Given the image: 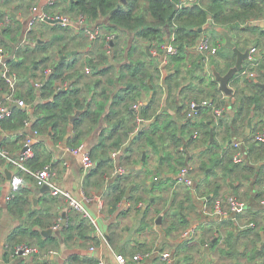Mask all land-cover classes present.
I'll use <instances>...</instances> for the list:
<instances>
[{
  "label": "crops",
  "instance_id": "1",
  "mask_svg": "<svg viewBox=\"0 0 264 264\" xmlns=\"http://www.w3.org/2000/svg\"><path fill=\"white\" fill-rule=\"evenodd\" d=\"M71 2V0H55L51 4L49 0H0V54L3 55L6 64L13 59L22 61L23 65L18 68L17 72H24V66H26L27 68L29 67V76H31L33 72L32 62L37 57V63L39 58L43 56L37 43L50 45L49 53L56 58V61L58 60L59 63L67 61L68 64L75 66L67 69L66 73L80 69L85 75L84 81L79 86L83 88L82 94L89 98L88 107L91 101H93V108L96 109L98 108V103L104 102L106 104L100 122L94 129L90 130L86 121L81 125L79 124L80 127L76 126L75 121H79L80 117L74 122L70 120L63 136L59 140H55L52 132L46 134L39 132L36 135L35 130L37 129L33 128V120L26 121L24 128L14 130H4L1 120L0 147L8 151L9 157L16 159L23 151L25 138L27 136H34L37 139L34 144V152L37 154L40 163L44 166L51 163L55 167L56 174L52 176V182L56 186L69 191L83 205L89 215L87 216L71 206L66 197L52 195L48 185L41 186L37 183L38 181L32 172L44 166L32 170L27 165V161L24 169L0 154V264H99L100 260H104L108 264H120L117 260V254H123L127 258H133L136 254H141L142 259L140 264H167L162 257V254L166 252L172 254L174 258L172 264H205L207 259H210V264H264V257L256 256L254 259H250L254 246L258 247L257 253L264 247V210L256 217L255 214L249 212V209L254 211L263 209L261 204L255 201L253 197L244 201L246 206L244 211L240 213L242 218L238 221V224H232L236 220V216L233 215L219 220L207 214L204 205L207 204L210 207L209 209H212V203H210L209 199H207V194H205L208 190L206 182L200 184L201 189L199 191H196L193 187L190 188V191L192 190L191 200L186 199L185 194L188 191L185 188L190 186L184 183L179 186L181 182L174 181L173 190L164 192L162 188L155 189L153 192L154 201L149 199V201H141L137 206H134L125 196L123 200L114 204L116 195L114 187L116 185V176L118 175L116 169L120 165L119 158L122 152L109 147L110 141L107 142L106 149H101L98 145L102 139L104 129L109 128L113 120L126 115L125 103L128 99L122 104L112 107L114 97H117L118 92L123 87V82H119L117 76L124 61L120 56H117V59L115 58L112 47L111 50L106 49V42L105 49L110 56L108 61L114 68L107 70L109 63H101L99 66H91L89 63L92 57L96 61L99 60L96 53L99 49V41H101L103 36L114 35V39L116 40V33H109L106 29L100 27L102 35L99 40L96 42L90 39L88 41L87 39L86 41L82 37H87V35L77 27L79 24L77 21L69 28H63L51 20H40L42 14L53 16L71 11V13L76 15H83L71 10ZM84 16L86 18L85 21L88 23L98 25L97 23L90 22L86 15ZM34 18L36 20L31 25L30 22ZM263 23L264 18L250 21L246 26L250 29L252 26H256V29L252 31H249L250 29L247 30L244 26L240 30L230 29L237 47L242 51L246 50L249 46L264 47ZM50 26H55L59 30L51 29ZM211 29V24L204 26L202 28V36L208 37L213 43L215 41L218 42L219 52L210 55L208 60H201L204 64V69L201 71L200 68H197L196 72H191V75H188V78H186V74L193 63L197 62V60L200 63V56L203 55L197 51V44L193 48H189L186 59L182 63V74L177 79L182 85L191 84L193 87L196 85L197 89H189V91L181 94L179 89L174 87L173 96L177 97L176 108L169 109V111L173 114L176 122L180 124L187 121L185 115L189 100L194 97L201 98L207 96L204 91L210 89L211 81H216L213 66L221 74H226L231 68L228 65L234 63L233 67L236 64L237 55L235 52L225 47V41L219 32L214 33ZM67 30L71 31L68 33L69 35L67 34ZM50 31L54 32L55 35L53 34V37L49 35ZM173 37H175V31L167 34L162 54L158 52L159 50L156 47H152L150 50V44L144 43L145 50L148 53L147 60L160 63L161 79L154 78L155 84H160V87L156 88L159 99L158 105H156L159 108L158 112L162 109H167L170 101H172V99L168 100L169 95L164 80L170 76L176 65V63L170 62V53H167L166 50V47L170 44L175 46ZM124 39L126 38L124 37ZM130 41H133V37ZM134 54L139 56L138 51H135ZM63 55L66 57L61 62ZM245 63L247 65V61ZM0 71L3 76V64H0ZM53 71V65L47 67L44 72L45 79ZM41 72V68L35 71L37 76L31 81L37 90H41L43 87H39L37 84L45 82V80L39 79ZM201 75L206 76V80H202ZM236 75L242 76L241 72ZM257 75L259 76L258 73ZM92 76L94 78L91 81L96 82V80H100L101 82L98 86L93 85V91L91 92L85 83L91 82L86 78ZM233 80L234 78L230 82L231 87L234 89V93L231 96L221 91L220 83L216 81L220 95H222L225 101L235 100L238 89L233 85ZM70 81H59L58 85L63 86V88L72 87ZM19 82L20 79H18L15 93L16 98H18V89L24 94L28 91V87H26L28 84L22 87ZM241 85L244 86L245 83L242 82ZM153 87L152 85L149 92L143 90L142 98H138L134 102L135 105L138 104V107L135 108L138 110V113L141 106L143 109L144 106L149 104L150 99L154 95ZM7 92H0V101L2 100L1 103L3 104H10ZM151 94L153 95L151 96ZM209 99L211 98L209 97ZM146 102L147 104H145ZM216 103L218 104V102ZM12 106L13 112L14 108H27L31 113L33 111L29 103H27L26 107H19L14 103H12ZM111 107L118 114L112 117L110 121L107 115ZM180 109L181 113L184 114V118L179 120ZM206 114L214 115V112L211 109L204 111L195 121L202 120ZM229 115L230 107L225 110L222 117L228 118ZM127 117L128 115L124 117L126 124H136V128H138L134 132L136 134L142 128L148 127L152 122V120L148 119H141L139 121L140 118L138 116L136 122L131 123V120ZM215 119L217 122L218 119L216 117ZM255 125V121H252L251 129L248 125V137L252 135L251 132ZM78 128L84 133L81 144L86 145L95 162V166L85 176L83 175L81 157L66 151V147L72 146L70 143H73L77 137ZM223 130L218 129L217 132L223 133ZM198 138L194 137V132L188 134L186 138L187 145H185L187 148L186 155L197 154L198 151L206 148L199 147V149H193L194 146L188 147V143L190 142L198 143ZM214 138H217L216 135ZM237 141H241V146H243L244 141L242 139ZM219 143L222 145L223 140L219 141ZM228 144H231V141ZM115 152L119 153L116 157L113 156ZM104 154L107 160L112 161V164L109 161H105ZM150 158L153 164L149 170H152L153 173H149V170L143 166L146 172L144 177L148 178V182L161 176V173L154 167L156 165L154 164L156 159L154 154L150 153ZM121 162L126 168V159H123ZM141 164H143V161ZM162 166L166 172H171L167 164L165 166L162 164ZM128 172L126 171L127 174ZM14 175L23 176L24 184L17 194L19 199L15 200L17 198L15 196L16 198L8 201L7 196L12 191L11 179ZM191 176L195 179L193 174ZM202 179H204L203 176ZM222 182L221 193H226L224 198L230 194L235 195L233 190L237 187L239 181L232 182L228 179L226 182L229 186L224 184V181ZM152 186L154 187V185ZM180 187H185L183 192L180 191L183 189H179ZM242 188H248V186L246 185ZM143 196H147V194ZM149 196L150 198L152 197L151 194ZM205 199L208 201H205ZM224 205L229 208V204L226 201ZM147 211L148 213H146ZM160 216L162 217L160 218ZM255 222H257V225ZM253 227L255 229L251 232L250 228ZM189 228L196 229L192 238H182L181 234ZM50 229L51 231L48 232ZM259 231L260 239L256 241V233ZM231 232L235 233L232 243L234 256L222 251L228 248L226 240ZM235 241L236 251L234 248ZM254 241H256V245ZM19 244L37 247L40 249V252L39 254L29 256H14V249Z\"/></svg>",
  "mask_w": 264,
  "mask_h": 264
},
{
  "label": "trees",
  "instance_id": "2",
  "mask_svg": "<svg viewBox=\"0 0 264 264\" xmlns=\"http://www.w3.org/2000/svg\"><path fill=\"white\" fill-rule=\"evenodd\" d=\"M71 1L72 11L86 15L90 22L97 23L109 33L117 34L116 40L114 39L111 44L113 45L111 46L112 51L116 59L117 56H120L124 61L117 76L119 82H123V87L118 92L117 97H114L112 107L120 105L128 99L125 103L126 115L113 120L112 125L110 124L109 128L104 129L102 139L98 145L99 148L106 149L107 142L110 141L109 147L122 152L119 158L120 165L124 166L121 161L126 159V171H129V173L116 176L114 204L124 199L126 190L131 183L135 185L131 196L127 200L131 201L134 206H137L141 201H149L150 194L154 196L155 186L150 185L148 178L144 177L146 173L144 168L149 170L153 164H151L150 152L159 156L161 148L164 149L163 165L167 164L171 172L178 174L184 166L189 164L192 166L190 174L194 175L198 184L202 182L207 184L208 190L205 194H207V199H209L210 203L213 204L217 198H224L226 193H221L222 181L227 185L226 181L230 179L232 182L239 181V184L233 190L236 196L240 195V189L247 185L248 188L244 195L247 199L253 197L255 201L261 204V201L264 200V142L256 141L253 138V134L264 129V88L259 84L260 82L264 83V63L256 68L259 76L251 78L249 76L239 77V75H236L234 77L232 82L238 89L234 101H225L223 99L216 81H211L210 89L204 91L207 96L214 102H218V105L224 107L225 110L230 107L228 118L221 117L216 122L213 114H206L200 121L187 120L180 124L176 122L169 109L176 108L177 97L173 96L174 87H177L181 94L189 91V89H197L196 85L195 87L191 84L182 85L177 79L182 74V63L186 59L189 48H193L200 39L201 32L199 29L211 24V30L214 33H217L216 28L218 26L233 30H240L244 26L249 30L250 28L246 25L250 21L264 18V0H202L188 5H182V0H128L126 4H122L120 7L118 6L121 0ZM113 10L115 11L112 13ZM255 29L256 26H252L249 31ZM174 31L175 38L173 42L177 52L170 54L169 59L171 63H176V65L170 76L164 80L169 95L168 100L172 99V101L169 100L170 105H168L167 109H162L163 111L160 110L158 112L159 108L156 105H158L159 99L156 88L160 87V84L156 85L154 78L161 79L160 63L147 60L148 53L145 50L144 43L150 44V50L152 47H156L159 50L158 52L162 54L167 34H171ZM132 37L133 41L131 42ZM99 42V49L96 53L99 60L96 61L92 57L89 63L91 66L109 63L107 70H110L114 66L108 61L110 56L107 54V48L105 49L106 35ZM214 44L218 45V42L215 41ZM37 45L43 56L39 58L37 63V57L32 62L33 72L31 76H29L30 69L26 66H24V72H17L18 68L23 65L22 61L13 59L7 63L10 73L16 74L18 79H20V86L25 87L28 84L26 86L28 87L26 94L18 89L17 96L25 99L31 105L33 111L31 113L27 108H14L12 116L2 120L1 125L4 130L22 129L25 127L26 121L33 120V128L37 129L38 132L43 134L52 132L53 138L59 140L70 123V116L75 113L76 109H85L87 103L90 102L89 98L82 94L83 88L79 86L84 81L85 75L80 69L66 73L67 69L75 66L68 64L67 61L62 63H59L58 60L56 61V58L49 53L50 45L39 43ZM135 51H138L139 56L134 54ZM201 60H205L204 55L200 56V63L198 60L193 63L188 71L189 75L193 71L196 72L197 68H200L201 71L204 69V64ZM233 64L230 63L228 66L232 67ZM51 65H53L54 71L45 79V69ZM39 68L42 70L39 79L45 80L41 90H37L34 83L31 82L36 78L37 74L35 71ZM201 78L206 80L204 75H201ZM69 80H71L72 87H59V81ZM149 80L151 81L150 83ZM100 82V80H96V82L91 81L85 84L92 92L93 85L98 86ZM242 82L245 83L244 86L241 85ZM150 84L154 86V95L150 99L149 104L143 107L142 117L143 119L152 120V122L148 127L139 130L132 144L123 150L125 144L130 140L131 134L136 131V124H126L124 117L128 115L127 118L131 120V123L136 122L139 113L134 107V102L138 98H142L143 90L147 92L151 90ZM161 89L163 88L161 87ZM8 90L7 80L0 71V92H7ZM201 90L203 89L201 88ZM129 101L131 103L128 104ZM92 103L93 101L89 104L86 112L80 116V120L75 121L77 127H80L85 121L90 130L99 124L106 104L100 102L96 109L93 108ZM112 107L107 115L110 121L112 117L118 114ZM208 110L210 109L204 111ZM179 114V120L184 118L181 109ZM249 119L256 122L250 137L247 134ZM211 129L214 131V136L218 129H224L222 145L216 139L211 142ZM195 130L200 131L198 143L190 142L188 147L194 146L193 149L206 148L198 151L197 154L186 155V138L188 134L193 133ZM83 134V131L78 128V135L74 142L70 144L79 146L83 141ZM240 139L244 141L242 150L245 153V159L241 163H236L234 161L236 149L233 143L235 140ZM229 141H231V144H228ZM143 150L147 151L148 156L147 160L143 162L144 168L139 169L138 166L142 163ZM103 156H105V161H109L112 164V161L107 160L105 154ZM261 162H263L261 166H250V164H259ZM41 164L36 153L27 163L32 170L43 167L44 165ZM209 168H212V171L206 175V178L202 179V176L206 174ZM149 173H153V171L149 170ZM144 194H147V196H143ZM16 196L15 200H18L19 196ZM191 198L192 190H188L186 199L191 200ZM261 207L263 209L257 211L249 209V212L255 214L256 217L264 210V205L261 204ZM241 218L240 214L237 215L236 220H233L232 224H238ZM255 223L257 225V222ZM254 229L255 227L250 228L251 232ZM256 236L255 240L257 241L260 239V231L256 233ZM234 238L235 233H229L226 240L228 248L222 250L224 253L234 256L232 251ZM256 241H254L255 245ZM257 248V246H254L252 252L250 250L251 260L256 256L264 257V247L259 253H257Z\"/></svg>",
  "mask_w": 264,
  "mask_h": 264
},
{
  "label": "built area",
  "instance_id": "3",
  "mask_svg": "<svg viewBox=\"0 0 264 264\" xmlns=\"http://www.w3.org/2000/svg\"><path fill=\"white\" fill-rule=\"evenodd\" d=\"M55 0H49L51 4L54 3ZM200 0H182V5H188V4H194L199 2ZM85 16L80 15L77 19V22L79 23L77 27H79L81 30H83L87 37L91 41H95L100 38L102 35V30L99 25H92L88 24L85 21ZM36 18L32 19L30 24L33 25ZM41 21L46 20H53L57 24H59L63 28L70 27L74 24L73 18L67 15L62 14H55L53 16H48L46 14H42L40 16ZM115 36H108L107 37V49L111 50V44L114 40ZM175 37H173L174 39ZM167 53L174 54L177 52L175 46L168 45L166 47ZM197 51L200 52L205 56V60H208V57L210 55L217 54L218 52V46L212 43V41L206 37L202 36L198 43H197ZM247 65H244L243 70L241 71L242 76H249L251 78H254L257 76L256 68H258L260 65L264 63V47L259 46H252L250 48L249 56L247 58ZM0 64H3L4 66V73L3 76L6 78L7 83L9 85V90L6 93L7 98L10 101V104H3L0 101V121L11 116L13 114V106L12 103L17 104L19 107H26L27 103L23 98H16L15 93L18 86V77L16 74L10 73V69L6 62H4V57L2 54H0ZM39 87H42L43 84H37ZM60 88H63V86H59ZM138 107V104L135 105V108ZM211 109L214 112V115L217 119L221 118L224 113L225 109L224 107L219 106L216 102H214L211 99H197L194 98L188 102L187 110H186V119L189 121H195L204 110ZM139 121H141L139 119ZM35 134L38 135V130H35ZM200 136V131L195 130L194 131V137L198 138ZM253 138L256 141L264 142V129L258 131L256 134H253ZM36 138L34 136H27L25 138L23 151L21 154L16 158L13 159L9 157L8 151H6L4 148L0 147V154L12 161V163H15L18 166H21L25 169V164L27 161H29L31 158L34 157V144L36 143ZM241 141H235L233 143L234 148L236 149V153L234 155V161L236 163H241L245 159V153L242 150ZM66 151L70 154L80 156L82 160V166H83V175H87L91 169L95 166V162L92 159L91 153L86 147L85 144H80L79 146H67ZM118 152H115L113 154L114 157L118 156ZM192 169V166L189 164L187 166H184L179 173L180 176V182L184 183L188 186L193 187L194 185V178L191 176L190 171ZM117 174H124L126 173V168L122 165L117 166L116 169ZM32 174L36 177L37 183L41 186L48 185L51 189V193L54 196H64L66 197L70 205L76 208L77 210L83 212L87 216L89 215L83 205L77 201L72 194L64 190L58 186H56L52 182V176L56 174V170L53 164H47L43 168L36 170L35 172H32ZM24 184V177L21 175H14L11 179V193L7 196V200L11 201L15 198L19 190L21 189L22 185ZM205 201H208L205 199ZM227 202L229 204V208L225 207L224 202ZM207 203V202H206ZM261 204L264 205V200L261 201ZM246 203L242 200H240L235 195H228L224 198H217L213 204L212 209H209L210 207L204 205V209L207 212V214L213 216L215 219H223L225 217H228L230 215L237 216L240 213H242L245 209ZM196 229L195 228H189L185 230L181 237L184 239H190L194 235ZM40 249L34 246H30L28 244H19L14 249V256H29L34 254H39ZM163 259L166 261L167 264H172L174 261V258L171 253H163L162 254ZM142 259L141 254H136L133 258H127L123 254H117V260L120 264H140V261ZM99 264H108L104 260H100Z\"/></svg>",
  "mask_w": 264,
  "mask_h": 264
},
{
  "label": "water",
  "instance_id": "4",
  "mask_svg": "<svg viewBox=\"0 0 264 264\" xmlns=\"http://www.w3.org/2000/svg\"><path fill=\"white\" fill-rule=\"evenodd\" d=\"M128 0H121V3L119 4L118 7H120L122 4H126ZM115 10L112 11V13L114 12ZM53 21V20H51ZM54 22V21H53ZM264 24V23H263ZM217 32H219L223 39H224V45L226 48H229V49H232L235 54L237 55V60H236V64L231 67L229 69V71L226 73V74H221L220 72H218L216 70V67L213 66V72H214V75H215V79L216 81H218L220 83V89L221 91H223L225 94L227 95H232L234 93V89L231 87L230 85V82L231 80L235 77V75L239 72H241L243 70V67H244V63L245 61L247 60L248 56H249V52H250V47L249 46L246 50L242 51L241 49H239L236 45V43L234 42L233 40V36L230 32V28H227V27H223V26H218L216 28ZM199 31L201 32V36H202V28L199 29ZM148 49V48H147ZM66 56H62V59H61V62L63 61V59H65ZM263 88H264V83H259ZM152 87V85H151ZM153 94H151L152 96ZM147 104V102L145 103ZM17 106V104H15ZM88 108V104H87V107L85 109H76L75 113L72 114L70 116V120L71 122H74L76 119H78L84 112H86ZM139 118L140 120L142 119L143 120V117H142V106L139 108ZM248 125H249V128L251 129L252 128V119H249L248 121ZM145 126V125H143ZM143 129V128H142ZM141 129V130H142ZM251 131V130H250ZM137 136L136 133L132 134L131 138H130V141L123 147V150H125L127 147H129L131 144H132V141L135 139V137ZM214 131L213 129H211V142L214 141ZM147 159V152L146 151H143V154H142V161L144 162L145 160ZM163 159H164V150L163 148L160 149V160H159V164H160V170L162 172L161 176H159L158 178L152 180V181H149V184L150 185H155L156 183H159L163 180H167L168 181V184L170 183H173L174 181L176 182H180V176L178 174H174V173H171V172H166L162 166L163 164ZM263 165V162L259 163V164H250V166L252 167H258V166H261ZM139 169H143V164H140L138 166ZM212 169L209 168L207 169V172L206 173H209L211 172ZM129 173V172H128ZM206 174L203 175V178H205ZM197 183V181L194 182V185H193V188H195V184ZM134 183H131L128 188H127V191H126V198L128 199L130 196H131V191L132 189L134 188ZM166 188H170V186H166L164 189ZM154 196H152L150 198L151 201H154ZM148 207V205H147ZM162 216H160L161 218ZM159 218V220H160ZM158 220V221H159ZM50 230H48V232H50ZM234 248H235V251H236V241L234 242ZM205 264H210V259H207L206 260V263Z\"/></svg>",
  "mask_w": 264,
  "mask_h": 264
},
{
  "label": "rangeland",
  "instance_id": "5",
  "mask_svg": "<svg viewBox=\"0 0 264 264\" xmlns=\"http://www.w3.org/2000/svg\"><path fill=\"white\" fill-rule=\"evenodd\" d=\"M63 13H65V14H62V15H67V16H70V17H72L73 18V21L74 22H76L77 21V19H78V17H79V15H76V14H74V13H71V11L70 12H63ZM87 22V21H86ZM88 23V22H87ZM88 24H90V23H88ZM60 26V25H59ZM50 28L51 29H57V27H55V26H50ZM69 28V27H68ZM57 30H59V29H57ZM71 31L70 30H67V34L68 33H70ZM53 34H54V32H52V31H50V36H52L53 37ZM66 34V33H65ZM55 35V34H54ZM69 35V34H68ZM101 37V36H100ZM83 38V40H85L86 39V41H87V39H88V41H90L89 40V38H87V37H85V36H83L82 37ZM85 38V39H84ZM82 40V41H83ZM99 39H97V40H95L96 42L98 41ZM85 41V42H86ZM212 43H213V41H212ZM188 73L186 74V78H188ZM93 76L92 77H87L86 79L88 80V81H91V80H93ZM194 98H197V99H203V100H205V99H209V96H203V97H201V98H198V97H194ZM194 98H192V99H194ZM191 99V100H192ZM136 129H138V128H136ZM223 134L224 133H220V132H217L216 133V139H217V141L219 142V141H222L223 140ZM200 144H201V141H200ZM150 153H152V155L154 154V156L156 157V159H155V161H154V164H156L154 167L162 174V172H161V170H160V164H159V160H160V156H158L156 153H153V152H150ZM149 161V160H148ZM153 162H151V164H152ZM182 185V183H179V186H181ZM186 185V184H185ZM155 186V189H159V188H165L166 186H170V184H168V181L165 179V180H163V181H161V182H159L158 184H156V185H154ZM172 184H171V188H172ZM188 186V185H187ZM191 187V186H190ZM198 187H200V184H198V182L195 184V189L196 190H198L199 191V189H201V187L200 188H198ZM181 188H183V187H180L179 189H181ZM185 188V187H184ZM154 189V190H155ZM186 190H190V188H185ZM227 190V189H226ZM181 192H183L184 190L182 189V190H180ZM246 191H247V188H243V189H241V193H240V195H238L237 197L240 199V200H242V201H245V200H247V197L244 195L245 193H246ZM165 196V195H164Z\"/></svg>",
  "mask_w": 264,
  "mask_h": 264
},
{
  "label": "flooded vegetation",
  "instance_id": "6",
  "mask_svg": "<svg viewBox=\"0 0 264 264\" xmlns=\"http://www.w3.org/2000/svg\"><path fill=\"white\" fill-rule=\"evenodd\" d=\"M171 184L173 185V183H170V188H166V189H164V192L166 191V192H168L169 190H173V188H171ZM183 190H184V188H183ZM196 190V189H195ZM197 191V190H196ZM163 192V193H164ZM186 194V193H185ZM164 196V195H163Z\"/></svg>",
  "mask_w": 264,
  "mask_h": 264
}]
</instances>
